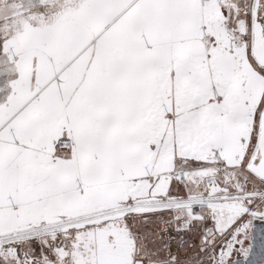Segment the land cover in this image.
<instances>
[{"label": "snow or ice", "instance_id": "snow-or-ice-1", "mask_svg": "<svg viewBox=\"0 0 264 264\" xmlns=\"http://www.w3.org/2000/svg\"><path fill=\"white\" fill-rule=\"evenodd\" d=\"M0 264H264V0H0Z\"/></svg>", "mask_w": 264, "mask_h": 264}]
</instances>
